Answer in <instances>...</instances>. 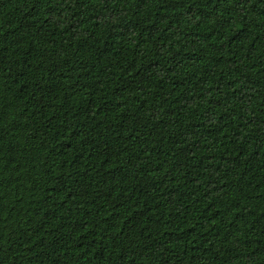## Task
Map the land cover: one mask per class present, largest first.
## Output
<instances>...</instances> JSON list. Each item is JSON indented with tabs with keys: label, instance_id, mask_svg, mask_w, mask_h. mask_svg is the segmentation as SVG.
Instances as JSON below:
<instances>
[{
	"label": "trees",
	"instance_id": "1",
	"mask_svg": "<svg viewBox=\"0 0 264 264\" xmlns=\"http://www.w3.org/2000/svg\"><path fill=\"white\" fill-rule=\"evenodd\" d=\"M0 264H264V0H0Z\"/></svg>",
	"mask_w": 264,
	"mask_h": 264
}]
</instances>
